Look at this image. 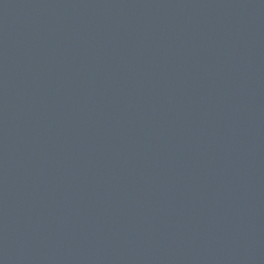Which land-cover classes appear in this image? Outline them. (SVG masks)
I'll use <instances>...</instances> for the list:
<instances>
[{
    "label": "water",
    "instance_id": "1",
    "mask_svg": "<svg viewBox=\"0 0 264 264\" xmlns=\"http://www.w3.org/2000/svg\"><path fill=\"white\" fill-rule=\"evenodd\" d=\"M0 264H264V0H0Z\"/></svg>",
    "mask_w": 264,
    "mask_h": 264
}]
</instances>
